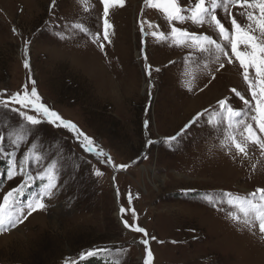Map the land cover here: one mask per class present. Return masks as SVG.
<instances>
[{
	"label": "rangeland",
	"instance_id": "obj_1",
	"mask_svg": "<svg viewBox=\"0 0 264 264\" xmlns=\"http://www.w3.org/2000/svg\"><path fill=\"white\" fill-rule=\"evenodd\" d=\"M50 2L0 0L2 98L22 91L25 83H30L31 75L43 103L93 138L116 164L130 166L115 173L114 187L113 169L87 157L96 169L104 172L99 178L90 176V170L94 171L92 164L76 168L78 161L71 153L81 158L87 154L69 139L70 134L41 125L43 131L31 143L36 145L35 152L48 157L49 162L56 159L63 166L62 184L57 198L48 202L47 212L33 213L11 233L0 234V264H65L66 258L77 259L82 251L94 246L126 249L104 254L108 260L143 264L145 248L134 243L142 234L125 230L120 222L119 208L129 207V192L135 197L131 207L137 211L138 223L156 237L149 242L153 264H264V241L259 234L253 236L233 226L226 218L233 209L226 202L220 205L224 210L217 211L207 206L199 194L181 193L183 188H195L198 193L211 195L221 192L245 195L264 186V168L258 165L257 173L251 174L250 179L248 162L233 163L221 148L226 132L225 123H221L216 112L218 99L227 96L234 107L240 108L243 102L230 89L236 88L250 97L239 62L226 66L209 84L211 77L204 67L208 57L190 55L194 50L176 46L163 13L145 5L144 0H125L123 8L110 6L108 19L114 34L112 44L106 46L105 57L82 33L72 35L68 30L64 39H56L58 33L52 25L45 28L50 19ZM58 3L56 14L62 21L66 18L83 24L93 33L102 32L100 0H58ZM217 11L223 15L221 9ZM240 11L243 10L238 7L232 9L237 20L246 24L245 17L238 15ZM141 20L146 22L148 35L144 40L153 66L151 95L139 51ZM176 26L203 31L190 23ZM13 28L33 41L31 72L23 67L22 41L19 35H13ZM153 30L169 33L167 42H158L151 35ZM156 68L160 71H155ZM206 108L209 111L202 122L190 128L176 148L158 142L147 149L148 158H142L147 137L162 141ZM149 116L150 132L143 126ZM203 119L209 123L204 124ZM16 120L15 114L0 108V131L7 133L18 127ZM11 139L15 137L5 143L8 149L12 147ZM28 147L29 144L23 145L18 158ZM29 167L36 171L31 164ZM7 169L8 161L0 155V200L19 182V177L7 180ZM39 192L40 184H33L21 202ZM124 218L132 222L130 212Z\"/></svg>",
	"mask_w": 264,
	"mask_h": 264
},
{
	"label": "snow or ice",
	"instance_id": "obj_2",
	"mask_svg": "<svg viewBox=\"0 0 264 264\" xmlns=\"http://www.w3.org/2000/svg\"><path fill=\"white\" fill-rule=\"evenodd\" d=\"M103 5L102 32H91L81 23L69 22L66 18L62 21L61 17L56 14L59 7L58 0H51L48 5L50 19L45 22V28L52 25L53 31L58 35L56 39H64L66 32L71 30L72 35L82 33L91 39V43L99 48L100 52L107 57L106 46L112 44V35L114 32L113 25L109 21V8L119 6L123 8L125 0H100ZM148 7L158 8L166 18L170 26V35L172 42L176 46L186 47L194 50V54L207 56L208 61L204 67L208 71L212 80L217 78L228 65H235L238 61V68L242 70L243 81L247 85V91L250 97L242 94L236 88L230 89L240 101L243 107L236 108L229 97L218 99L216 105L217 115L221 123H225L226 135L223 137L221 148L225 150V155L229 156L233 163L244 161L249 164V178L251 174L258 171V165L264 168V0H144ZM238 7L243 11L238 15L245 17L246 24L239 22L232 9ZM221 9L223 15L218 13ZM143 13V9H142ZM175 22V23H174ZM139 22L141 42L140 54L143 59V72L147 77V84L151 95L152 69L149 62L147 48L144 37L148 35L145 31L144 24ZM190 23L196 28L203 29L201 32L189 30L188 28L177 27L176 24ZM149 29L153 28L148 24ZM157 28L159 26H156ZM13 35H19L22 41L23 67L31 72L30 49L33 41L31 38L25 39L16 28L12 29ZM151 35L158 42L166 43L169 33L151 31ZM230 49V50H229ZM173 63V62H169ZM214 65L215 67H211ZM251 70V73H250ZM159 72L160 69L156 68ZM30 83H25L22 91H17L8 98H2L0 93V108H3L17 117L18 127L5 133L0 131V155L5 156L8 161L7 180L11 181L19 177V182L15 187L3 194L0 200V234L11 233L18 226L23 225L36 212H47L49 201L57 198V194L62 184L60 169L63 167L58 164L56 159L43 156L35 152L36 145L31 143L42 131L41 125H50L55 129H63L69 133V139L76 141L78 146L87 154L81 158L71 153L72 157L78 161L76 168L92 164V160L87 157L95 158L99 163L105 164L113 169L112 180L115 187L116 172H123L129 168V164H116L112 156L104 151L94 139L85 134L75 123L63 119L55 110L51 109L42 102V97L38 94L37 82L29 76ZM208 84H205V88ZM191 87L188 91H191ZM203 91V89H200ZM6 91V90H5ZM18 106V107H17ZM209 109L197 112L186 124L183 125L174 135L164 137L162 141L153 140L151 137L145 139V151L141 153L143 159L148 158L147 149L155 143L164 142L169 148H176L183 137L188 135L189 129L202 122L205 113ZM29 113H35L29 114ZM204 124H208V119H203ZM143 126L149 132L151 131V117L143 121ZM11 149L5 147L6 140L11 137ZM23 142V143H22ZM24 144L30 147L23 151L18 158V152ZM257 153L258 158H257ZM133 164L137 161H133ZM36 167V171L32 168ZM42 165V167H37ZM94 171L89 172L90 176L94 175L99 178L104 172L96 169L92 164ZM40 184V192L26 202H21L26 191L33 185ZM181 193L185 196L199 194L207 206L215 208L217 211H223L221 204L227 203L232 211L227 212L226 218L234 227L241 231H247L253 236L259 234L264 241V186L257 187L254 191L245 195L233 194L230 192H221L218 195H211L207 192L198 193L195 188H183ZM117 199L119 200L120 192L116 188ZM135 197L131 192L127 195L128 208L120 207V222L123 228L131 233L142 234L141 238L134 243L142 244L145 248L146 255L143 257V264H153L154 256L149 246L150 240H156L143 226L138 223V214L134 207H131ZM130 212L131 220L124 217ZM194 231V230H193ZM163 243V241H159ZM173 244L178 241H172ZM113 251L124 252L126 249L112 246H94L82 251L77 259H65V264H90L88 258H96L104 254H111ZM115 264H120L117 260Z\"/></svg>",
	"mask_w": 264,
	"mask_h": 264
},
{
	"label": "trees",
	"instance_id": "obj_3",
	"mask_svg": "<svg viewBox=\"0 0 264 264\" xmlns=\"http://www.w3.org/2000/svg\"><path fill=\"white\" fill-rule=\"evenodd\" d=\"M90 260V264H115L112 260H108L107 257L105 258L104 255L96 258H88ZM114 262V263H113Z\"/></svg>",
	"mask_w": 264,
	"mask_h": 264
}]
</instances>
